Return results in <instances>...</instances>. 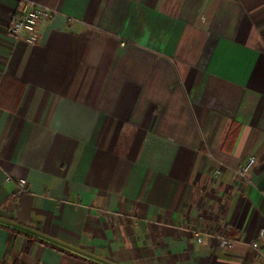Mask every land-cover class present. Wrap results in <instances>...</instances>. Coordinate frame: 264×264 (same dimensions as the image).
Returning a JSON list of instances; mask_svg holds the SVG:
<instances>
[{"label": "crops", "instance_id": "1", "mask_svg": "<svg viewBox=\"0 0 264 264\" xmlns=\"http://www.w3.org/2000/svg\"><path fill=\"white\" fill-rule=\"evenodd\" d=\"M263 228L264 0H0V264H264Z\"/></svg>", "mask_w": 264, "mask_h": 264}, {"label": "built area", "instance_id": "2", "mask_svg": "<svg viewBox=\"0 0 264 264\" xmlns=\"http://www.w3.org/2000/svg\"><path fill=\"white\" fill-rule=\"evenodd\" d=\"M54 10L47 6L37 5L34 2L28 3V5L22 10V14L17 17L9 27V33L12 36H19L23 33H34L38 27L39 22L42 19H49L53 16ZM255 163V157L251 156L243 163L239 169V174L244 179H247L250 175L251 168ZM28 180L27 178L18 179V192L24 193L27 191ZM260 237H264V228L259 232ZM228 247L232 244L228 243Z\"/></svg>", "mask_w": 264, "mask_h": 264}]
</instances>
